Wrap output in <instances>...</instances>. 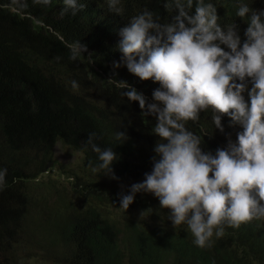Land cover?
<instances>
[{"label":"trees","instance_id":"16d2710c","mask_svg":"<svg viewBox=\"0 0 264 264\" xmlns=\"http://www.w3.org/2000/svg\"><path fill=\"white\" fill-rule=\"evenodd\" d=\"M165 2L120 0L118 15L108 0H77L84 7L75 14L63 0H0V264H23L27 251L46 264L44 250L51 264H264V218L225 225L222 237L201 248L187 225L173 226L154 194L138 192L127 210L121 207V197L153 170L159 137L152 132L155 117H145L120 82L142 93L146 104L155 103L160 85L129 72L118 51L120 30L145 9L160 23L171 22L178 13ZM206 2L216 6L222 28L236 25L243 43L248 22L236 12L257 0ZM255 7L264 12V0ZM78 42L87 50L72 59ZM245 83L252 87L250 78ZM243 95L250 105L248 92ZM221 123L223 132L209 109L186 127L201 137L203 151L215 154L243 131L226 115ZM120 131L125 137L117 139ZM90 138L118 154L110 173L99 167ZM58 143L75 160L55 179ZM47 217H57L49 230Z\"/></svg>","mask_w":264,"mask_h":264},{"label":"clouds","instance_id":"9594fccd","mask_svg":"<svg viewBox=\"0 0 264 264\" xmlns=\"http://www.w3.org/2000/svg\"><path fill=\"white\" fill-rule=\"evenodd\" d=\"M260 1L251 8L242 3L236 12L248 22L243 43L236 25L222 28L216 6L206 0H166L165 9L178 13L171 22L162 24L145 9L120 30L118 51L129 72L160 85L153 92L155 103L146 104L142 93L120 82L127 89L123 95L138 102L145 117H155L152 132L159 137L153 170L132 185V194L121 197V207L127 210L138 192L154 194L161 207L170 210L173 226L187 225L201 248L211 247L214 236L222 237L225 225L239 228L264 218V12L255 7ZM36 2L49 5L52 0ZM63 3L73 14L84 7L77 0ZM119 4L108 0L109 8L121 15ZM86 50L78 42L72 59ZM249 78L250 89L245 83ZM72 86L78 87L75 81ZM209 109L221 132L224 115L243 128L236 142L229 139L227 148L215 154L203 151L201 137L186 127ZM122 137L123 132L116 134ZM89 143L99 154V167L110 173L118 154L102 150L91 138ZM3 179L0 173V184Z\"/></svg>","mask_w":264,"mask_h":264},{"label":"rangeland","instance_id":"374dc122","mask_svg":"<svg viewBox=\"0 0 264 264\" xmlns=\"http://www.w3.org/2000/svg\"><path fill=\"white\" fill-rule=\"evenodd\" d=\"M54 159L57 160V165L55 167V169L53 170V177L55 179L61 177L63 175V168L64 166H66L68 168L69 164L72 165L74 164V154L73 152L68 149L67 147H64L63 144L58 143L55 147L54 150ZM62 181H64V177L62 178ZM27 222L30 223L32 222V218H33V213L30 214V216H27ZM57 217H50V218H46L44 221L46 223L47 229L49 230L50 227L48 226V224H53L57 221L56 219ZM51 219V220H50ZM56 219V220H55ZM44 233H42V237L46 238V234L48 231H43ZM44 235V236H43ZM43 251V250H42ZM45 253L42 254L40 252V255L42 257V259L45 261L46 264H51L52 262L50 260L45 259L43 256L46 255V250H44ZM22 255L24 258V262L23 264H37V258L33 257V254L30 253L29 251L27 252H22ZM32 258V259H31Z\"/></svg>","mask_w":264,"mask_h":264}]
</instances>
